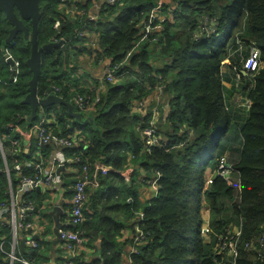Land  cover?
Here are the masks:
<instances>
[{"label":"trees","instance_id":"trees-1","mask_svg":"<svg viewBox=\"0 0 264 264\" xmlns=\"http://www.w3.org/2000/svg\"><path fill=\"white\" fill-rule=\"evenodd\" d=\"M104 1H40L39 45L64 39L66 49L43 53L38 96H61L82 119L57 104L39 107L43 118L32 121L74 137V145L63 153L80 161L73 163L76 175L62 176L67 185L82 175L83 164L90 173L97 162L112 168L100 173L97 188L89 189L81 226L88 245L97 236L103 238V259L95 263L124 264L125 248L132 245L136 252L129 253V264H264V0H118L101 9L97 19H89L90 10ZM27 25L31 30V23ZM12 29L0 11V140L7 151L9 138L18 136L8 125H31V107L24 99L33 76L27 64L32 43L23 32L11 36ZM252 43L259 47L261 61L254 77L242 73ZM80 55L95 65L108 61L117 66L116 81H106L89 112L81 111L73 99L78 93L98 94L101 79H85ZM161 59L167 61L159 68ZM225 81L231 82L230 89ZM156 93L162 97L159 104ZM243 99L248 106L242 105ZM155 108L159 140L148 147L146 131ZM43 150L51 154L53 148L46 145ZM232 152L237 162L231 177L234 172L239 180L238 194L218 175L205 189L206 170L217 174L221 158ZM26 161L23 152L7 156L13 188L16 167ZM129 167L134 168L131 186L122 174ZM157 171L159 193L144 202L140 186ZM9 190L8 174L0 171V207L9 202ZM28 195L41 204L40 191ZM205 207L207 234L202 232ZM134 211L145 214L140 222L145 237L137 245L134 238L122 240ZM51 229L49 225L47 232ZM0 236L10 244L9 227L3 226ZM38 243L27 255L29 261L48 264L53 247L44 240Z\"/></svg>","mask_w":264,"mask_h":264},{"label":"built area","instance_id":"built-area-1","mask_svg":"<svg viewBox=\"0 0 264 264\" xmlns=\"http://www.w3.org/2000/svg\"><path fill=\"white\" fill-rule=\"evenodd\" d=\"M118 0H105L103 3L97 4L89 12V19L95 20L98 18L101 9H107L108 6L114 5ZM59 27V23L55 24V28ZM84 33V32H83ZM85 34V33H84ZM82 34V36L84 35ZM111 63L107 65L105 75L100 80V86L98 87V94H77L73 101L81 111L89 112L95 108V105L99 102V94L103 91L106 85V81L114 82L117 76L115 71L117 66L111 67ZM261 68L260 61V49L252 43L249 56L244 60L243 71H246L252 77H254ZM16 73V72H15ZM240 75H238L239 81ZM59 90V89H56ZM157 104L160 103V99H156ZM242 101V100H241ZM249 103V102H248ZM158 114L156 108L154 110V117L150 123V127L146 131V144L152 146L156 144L159 138L156 136V127ZM48 123L38 122L32 123L28 129H23L19 125L9 124L8 127L12 131L17 132L16 138H9L11 143L10 154L16 155L22 152L26 154L28 161L16 167L17 173V186L12 187V179L10 169L7 167L6 171L10 175L11 187L8 192L9 202L4 206L0 207V232L3 226H7L11 230L12 234V245L18 244L19 232H24L27 235L26 245L28 247L37 248L39 243L36 239V235H44V227L42 226V217L44 209H51L54 205L60 203L61 199L66 198L69 188L73 186V194L71 197V212L67 223H71V227H63L59 230L61 234V243L66 250L64 255V261L62 264H90L84 260V255H80L79 247L85 240L83 232L81 230L82 224L86 220L85 209L89 201L90 193L89 189L97 188L100 185L99 175L100 173L106 174L112 170L111 167L97 162L95 163V170L93 173L89 172L88 164L82 165V173L73 185H67L66 180L62 177L64 174L76 175L78 169L73 163L80 161V157H68L63 153V149L73 146L75 139L72 136H60L55 134L48 126ZM38 141V151L34 155V142ZM154 141V143H152ZM49 145L53 148L51 154H46L43 148ZM149 149V148H148ZM7 149L4 147L0 140V161L3 160L7 164ZM60 167H64V171L58 172ZM31 170L29 173L25 171ZM2 169L0 168V171ZM231 166L228 163L226 156L222 157L218 167L217 175L233 184V177H231ZM160 172H156L153 177L149 178L145 182V186H148L154 193L153 198L155 199L159 193L158 180L160 178ZM146 178L144 175L142 180ZM129 181V177L126 178ZM232 179V180H231ZM214 178H208L206 183L211 184ZM40 189L41 194L49 193V197H43L41 204H36L35 201L30 198L28 194H32ZM129 203L133 202L132 197L128 199ZM36 207H39V211L36 212ZM145 214L142 211H134V242L135 245L141 243L144 240V232L141 226V221L144 219ZM205 224L202 232L207 234L208 229V218L204 219ZM41 227L40 229H38ZM37 231V234L34 232ZM42 232V233H41ZM237 232V229H235ZM46 236V235H45ZM48 237H51L50 235ZM4 243L6 240L3 241ZM230 252L234 254V245L230 243ZM224 249V247L222 248ZM136 252V248L132 247L131 253ZM81 257L83 259H81ZM10 264H13L15 260L22 264H33L30 261L24 260L19 257H15V254H11Z\"/></svg>","mask_w":264,"mask_h":264},{"label":"water","instance_id":"water-1","mask_svg":"<svg viewBox=\"0 0 264 264\" xmlns=\"http://www.w3.org/2000/svg\"><path fill=\"white\" fill-rule=\"evenodd\" d=\"M40 1L41 0H0V11H3L6 18L12 23L13 29L11 31V36H15L17 33L23 32L26 37H30L32 43L31 56L27 60V64L33 72V76L29 82V93L24 99V102L31 107V115L29 117V122L34 121L37 117L43 118V115L38 113L39 107H49L52 105H65L68 107L69 114L76 117L78 120L82 119V114L74 111V106L72 103L67 102L61 96L56 94L50 95L47 98H40L38 96V83L41 75V61L42 55L46 51H51L56 47H62L66 49V44L64 39H59L57 41L48 43L46 45L40 46L38 41L39 34V22L41 19L40 11ZM165 2H170V0H164ZM27 22L31 23V30L29 29ZM60 31L56 34V38H59ZM8 61L15 67L14 61L8 54L5 55ZM16 68L14 69V73ZM243 74L248 75L246 71ZM245 102L246 99H243ZM7 155L10 151H6ZM64 171V167H60L58 172ZM40 191V189H38ZM68 202L65 200L60 201L59 204L54 205L51 209H44L42 214V226L44 227V235H50L54 238L55 242L61 241V234L59 230L63 227H71V223L64 222L63 219L68 217V211L65 206ZM36 212L39 211V207H36ZM54 222L51 226V231L47 232V227L50 220ZM51 232V234H50ZM40 237V236H39ZM38 239V235L35 236ZM20 246L23 250L26 249V238H21Z\"/></svg>","mask_w":264,"mask_h":264},{"label":"crops","instance_id":"crops-1","mask_svg":"<svg viewBox=\"0 0 264 264\" xmlns=\"http://www.w3.org/2000/svg\"><path fill=\"white\" fill-rule=\"evenodd\" d=\"M89 32H91V31L89 30ZM89 32H87L85 35L95 38V36L93 34H90ZM83 56L85 57L86 60H88L87 56H85V55H83ZM83 56H79V58L81 57V59H82ZM166 61H167L166 59H161L158 62L159 68L163 67L164 64L166 63ZM88 62H89V64H86L84 62V64H86V65L85 66L82 65V67L84 69H86V71H87V73H86L87 75H86L85 79L89 83H91V82H93L94 79L100 80L101 78H103L104 75H105V70L107 68V65L109 64L108 61H105V62L100 63L98 65H95L92 62V60H88ZM14 69H15V67H13V72H14ZM231 85L232 84L229 81H225L224 82V86L227 89H230ZM153 96L155 98L157 97L159 99L160 98L162 99V97L158 96L157 93L154 94ZM235 97L233 98V101L235 100ZM241 102H242V105H246V104L249 105L247 100L245 102L242 100ZM167 107H168V105H167ZM30 123L32 124L33 122H30ZM24 129H28V127L24 128ZM3 164H4L5 169H2L1 166H0V168L2 169L1 171H6V168L8 167V163L7 164L3 163ZM7 174H8V172H7ZM140 177H141V175H140ZM237 181H238V184H239V180L238 179H237ZM8 183H9V186L11 187L10 175L9 174H8ZM72 191L69 190V192H71V193H72ZM139 194H140L141 199L144 202L151 201V199L154 196L153 191L148 186H145V185L140 186ZM62 200L67 201L69 203V206H70L71 197H66L64 199H61V201ZM1 215L2 214H0V217H1ZM53 224H54V222L50 220L49 225L52 226ZM40 228L41 227H39L38 229H40ZM34 233L37 234V231H35ZM27 235L28 234H26V233H24L22 231L19 232L18 244L15 245V246L12 245L11 243L9 244V242L8 243L7 242L4 243L3 241L5 240V237L0 236V264H6L8 258L13 253L15 254V257H19V258H22L24 260L29 261V257L27 255L30 253L31 248L26 245V249L23 250L21 248V246H20L21 238H24V237L26 238ZM39 236L40 235H38V239L39 240H44L49 245H52L53 249L51 250V255H53V256L55 255V260L57 261V264H59V261H58V258H60L59 255H62V257L64 258V255H66V253H67L66 250H64L61 241L55 242L53 237H48L49 235H47V236L41 235L40 237ZM133 238H134V223H133V219H132V222L130 223V228L125 230L122 240H124V239H132L133 240ZM132 247H133L132 245L131 246L128 245L125 248L126 250H125V252L123 254L124 264H129L130 263V254L129 253H131ZM102 248H103V238H101V236L95 237L93 242H92V244H90V245H88V238H85V240L82 242V244L79 247V253H80V255H84V260L88 261L90 264H93V263L103 259ZM10 260H11V258H9V264H10ZM15 261H17V260H15ZM95 264H97V263H95Z\"/></svg>","mask_w":264,"mask_h":264},{"label":"rangeland","instance_id":"rangeland-1","mask_svg":"<svg viewBox=\"0 0 264 264\" xmlns=\"http://www.w3.org/2000/svg\"><path fill=\"white\" fill-rule=\"evenodd\" d=\"M93 9V8H92ZM80 56H83V55H80ZM85 57L83 56V58L81 59V57L78 59V61H79V63L80 64H82L83 66H85L86 64H83L84 62H85ZM106 71V70H105ZM237 73H239V72H237ZM239 75V74H238ZM105 89V88H104ZM103 89V90H104ZM248 102V101H247ZM246 104V103H245ZM247 106H248V104H246ZM152 143H154V141H152ZM237 152H239V151H237ZM226 158H227V160H228V163H229V165L231 166V167H233V165L237 162L236 161V155H235V153L234 152H232V153H228L227 155H226ZM104 164V163H103ZM122 174L125 176V178H127V176L129 177V181L127 180V182H128V184L131 186L132 185V182H131V178H132V176H133V174H134V168L133 167H129L126 171H124V172H122ZM70 175H73L72 173L70 174ZM82 175H83V173H82ZM141 177H143L144 175H145V173L144 172H142L141 174ZM233 175L234 176H232L233 177V187H234V189H235V191H236V194H238V192H239V184H238V181H237V176L235 175V173L233 172ZM206 176H207V179H206V181L208 180V178H215L216 176H217V174H216V172H211V169L210 168H208L207 170H206ZM138 178H140V177H138ZM148 179V178H147ZM235 179V180H234ZM232 180V179H231ZM209 183H206L205 182V186H204V188L205 189H207L208 187H209ZM70 189V191H72L73 190V186L72 187H70L69 188ZM42 196L43 197H49V193H43L42 194ZM35 201V200H34ZM35 203H36V201H35ZM37 204V203H36ZM69 204V203H68ZM70 206H71V204H70ZM53 208V207H52ZM70 211H71V207H70ZM202 215H203V217H204V219H206V218H208V215H209V211H208V209H207V207H205L204 209H202ZM50 234H51V232H50ZM48 264H57V261L55 260V255L52 257V259H50L49 260V262H48Z\"/></svg>","mask_w":264,"mask_h":264},{"label":"flooded vegetation","instance_id":"flooded-vegetation-1","mask_svg":"<svg viewBox=\"0 0 264 264\" xmlns=\"http://www.w3.org/2000/svg\"><path fill=\"white\" fill-rule=\"evenodd\" d=\"M65 209L68 211L69 214H68V217H66V218L63 219V221H64V222H67L68 219H69V216H70V206H69V204L65 206ZM67 218H68V219H67Z\"/></svg>","mask_w":264,"mask_h":264}]
</instances>
